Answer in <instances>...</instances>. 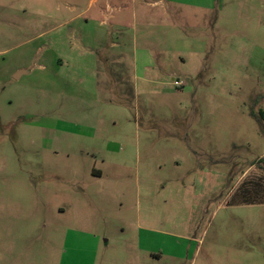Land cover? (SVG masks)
Returning <instances> with one entry per match:
<instances>
[{"label":"rangeland","instance_id":"obj_1","mask_svg":"<svg viewBox=\"0 0 264 264\" xmlns=\"http://www.w3.org/2000/svg\"><path fill=\"white\" fill-rule=\"evenodd\" d=\"M261 159L264 0H0V264H264Z\"/></svg>","mask_w":264,"mask_h":264},{"label":"trees","instance_id":"obj_2","mask_svg":"<svg viewBox=\"0 0 264 264\" xmlns=\"http://www.w3.org/2000/svg\"><path fill=\"white\" fill-rule=\"evenodd\" d=\"M260 164L262 165L259 167L260 175L254 179L242 181L236 189V194L240 197L238 204H264V159L260 160Z\"/></svg>","mask_w":264,"mask_h":264},{"label":"crops","instance_id":"obj_3","mask_svg":"<svg viewBox=\"0 0 264 264\" xmlns=\"http://www.w3.org/2000/svg\"><path fill=\"white\" fill-rule=\"evenodd\" d=\"M125 8L126 7L114 8V7H111L109 4H107L106 8H104L102 10V12H100V13H101V15H104L107 19H112V15L109 14L111 11L115 12V11H119V10L125 9ZM105 10H106V12H105ZM112 46H116V44H112ZM179 60H182V58L179 57Z\"/></svg>","mask_w":264,"mask_h":264},{"label":"built area","instance_id":"obj_4","mask_svg":"<svg viewBox=\"0 0 264 264\" xmlns=\"http://www.w3.org/2000/svg\"><path fill=\"white\" fill-rule=\"evenodd\" d=\"M173 84L176 88H182L183 87V84L179 81H175Z\"/></svg>","mask_w":264,"mask_h":264},{"label":"water","instance_id":"obj_5","mask_svg":"<svg viewBox=\"0 0 264 264\" xmlns=\"http://www.w3.org/2000/svg\"><path fill=\"white\" fill-rule=\"evenodd\" d=\"M23 73H24V71L18 72V73L16 74V77L20 76V75L23 74Z\"/></svg>","mask_w":264,"mask_h":264}]
</instances>
